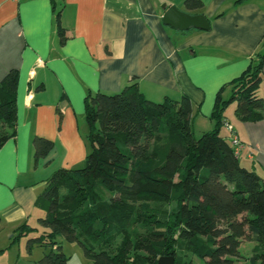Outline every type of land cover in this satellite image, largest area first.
Here are the masks:
<instances>
[{"label": "trees", "instance_id": "16d2710c", "mask_svg": "<svg viewBox=\"0 0 264 264\" xmlns=\"http://www.w3.org/2000/svg\"><path fill=\"white\" fill-rule=\"evenodd\" d=\"M184 3L204 7L203 0ZM57 21L64 42L60 14ZM263 69L264 52L219 90L215 126L199 137L188 95L154 101L136 80L118 92L88 93L84 165L61 167L46 180L35 200L44 211L40 227L22 224L9 247L21 237H28L29 252L34 244L53 247L37 264H68L60 237L80 244L94 264H159L162 256L175 264H197V257L206 264H264V177L243 166L221 134L234 102L242 122L264 119ZM18 85V69L0 80V147L17 132ZM33 144L36 164L54 146L39 136ZM243 242L254 243L251 253H243Z\"/></svg>", "mask_w": 264, "mask_h": 264}, {"label": "crops", "instance_id": "0c3cea01", "mask_svg": "<svg viewBox=\"0 0 264 264\" xmlns=\"http://www.w3.org/2000/svg\"><path fill=\"white\" fill-rule=\"evenodd\" d=\"M184 1L0 0V80L11 69L19 72L17 132L0 147V228H6L0 250L37 210L44 214L35 200L49 177L38 173L52 171L56 144L80 142L88 93L118 92L136 80L154 101L188 95L194 122L205 118L214 128L217 93L264 52V0H203L201 10ZM164 4L205 15L210 29L165 24ZM259 94L264 97V80ZM231 105L221 134L229 141L237 135L240 162L264 177V119L242 122ZM36 136L54 144L38 164ZM66 147L72 161L75 151ZM83 157L80 146L77 159ZM248 243L246 254L254 245Z\"/></svg>", "mask_w": 264, "mask_h": 264}, {"label": "rangeland", "instance_id": "374dc122", "mask_svg": "<svg viewBox=\"0 0 264 264\" xmlns=\"http://www.w3.org/2000/svg\"><path fill=\"white\" fill-rule=\"evenodd\" d=\"M164 3H167L165 1ZM163 4V3H162ZM168 4V3H167ZM236 102L231 105V107L235 108ZM231 111L229 107L227 113ZM226 113V114H227ZM210 120H206L205 118H200L196 120L193 124V132L196 137H199L203 132L212 129V127H208ZM81 138L80 142H74L71 144H56V157L52 162V171H41L38 173V177L46 178L50 177L57 169L61 167L65 168H76L84 165L87 153L89 151V141H88V124L86 122V118H83L81 121ZM69 146L73 151H75L74 159L72 161L68 159L69 155L67 154V150H65ZM80 146L84 149V157L82 159H77L80 154ZM79 160L78 162H73L74 160ZM69 162V165L67 163ZM242 164V163H241ZM175 204H172L174 207ZM43 215L41 211L37 210L35 215H32L29 224L33 227H40L38 222V217ZM5 227L0 228V239L5 235ZM38 235V232L34 231L29 236ZM27 238L21 237L18 242H16L12 247H9L7 244L5 249L0 252V264H37L38 261L48 252L53 249V247H45L40 244H34L31 252L28 251L27 248ZM61 241V245L63 246V251L70 257L68 264H94L92 260L88 259L83 251V248L77 242H69L64 240L62 237L59 238ZM246 243V242H245ZM4 244V243H2ZM244 242L241 245V250L243 253L245 252V246H243ZM248 244L251 245L249 242ZM55 249V247H54ZM197 264H206L204 259L199 257L196 258Z\"/></svg>", "mask_w": 264, "mask_h": 264}, {"label": "water", "instance_id": "95a60500", "mask_svg": "<svg viewBox=\"0 0 264 264\" xmlns=\"http://www.w3.org/2000/svg\"><path fill=\"white\" fill-rule=\"evenodd\" d=\"M163 7L165 8L163 21L165 24L170 25L173 28L182 31L188 30L192 27L203 30L210 29V22L203 14H191L174 5L167 7V5L164 4ZM159 264H175V258L173 256H162L159 259Z\"/></svg>", "mask_w": 264, "mask_h": 264}, {"label": "built area", "instance_id": "2783aa9c", "mask_svg": "<svg viewBox=\"0 0 264 264\" xmlns=\"http://www.w3.org/2000/svg\"><path fill=\"white\" fill-rule=\"evenodd\" d=\"M231 143L235 148L236 154L239 156L243 148V142L240 140V138L237 135H234L231 140Z\"/></svg>", "mask_w": 264, "mask_h": 264}]
</instances>
